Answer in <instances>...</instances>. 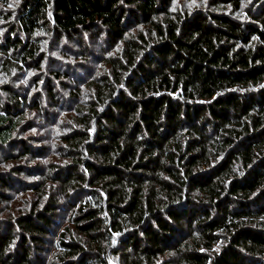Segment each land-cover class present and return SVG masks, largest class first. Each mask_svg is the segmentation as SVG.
I'll use <instances>...</instances> for the list:
<instances>
[{
    "label": "trees",
    "instance_id": "obj_1",
    "mask_svg": "<svg viewBox=\"0 0 264 264\" xmlns=\"http://www.w3.org/2000/svg\"><path fill=\"white\" fill-rule=\"evenodd\" d=\"M248 2L0 0V264H264Z\"/></svg>",
    "mask_w": 264,
    "mask_h": 264
},
{
    "label": "rangeland",
    "instance_id": "obj_2",
    "mask_svg": "<svg viewBox=\"0 0 264 264\" xmlns=\"http://www.w3.org/2000/svg\"><path fill=\"white\" fill-rule=\"evenodd\" d=\"M213 0H204L203 2H199V1H195L194 3H192V4H187L186 2H185V0H177V6L179 7V8H183V9H201V8H206V7H208V5L209 4H211V2H212ZM254 2V0H249V2H248V4L246 5L247 7H246V9L248 8V7H251V6H253V3ZM210 6V5H209ZM255 6V5H254ZM219 8V10H221L222 8L221 7H218ZM96 50H100L97 46H96ZM116 53V52H115ZM114 53V54H115ZM53 59H54V57H52ZM55 58L57 59V58H60L59 56H55ZM89 59L91 60L92 58H91V55H90V57H89ZM73 63V62H72ZM74 64H75V62H74ZM87 64V63H86ZM89 65H90V63H88ZM48 67H49V65L47 64V65H45V67H44V70H45V72H47V70H48ZM53 70H57L56 69V67H53ZM78 85H81V82H79V84ZM83 90H89V88H88V86L87 85H85V86H83ZM67 94V93H66ZM65 118H62V119H60V120H64ZM66 121H67V119H66ZM62 129L60 130V126L59 127H54L53 129H52V136H58L59 134H61L62 133ZM32 134L34 135V134H36L35 133V131H32ZM37 134H39V133H37ZM33 137H36L37 138V136H33ZM42 140V139H41ZM40 140V141H41ZM51 142H53L54 144H59V140H57L56 138H52V140L51 139H49ZM40 146H41V144H40ZM2 157V156H1ZM51 160H53L54 162H60V163H63V160L62 159H59V158H57V157H55V156H53L52 157V159ZM26 163V161L24 160V162L23 163H21V164H25ZM38 162L37 161H35V163H31V164H33V165H35V164H37ZM7 165H9V166H11V169H9L8 171H10V170H12L15 166H17V165H19L16 161H13V162H10V163H8ZM23 177V176H22ZM23 179H25V180H29V179H27L26 177H23Z\"/></svg>",
    "mask_w": 264,
    "mask_h": 264
}]
</instances>
